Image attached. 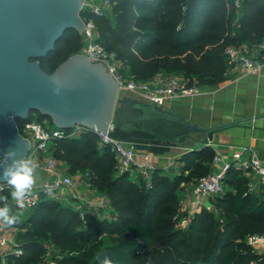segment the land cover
I'll return each instance as SVG.
<instances>
[{
  "label": "trees",
  "instance_id": "16d2710c",
  "mask_svg": "<svg viewBox=\"0 0 264 264\" xmlns=\"http://www.w3.org/2000/svg\"><path fill=\"white\" fill-rule=\"evenodd\" d=\"M110 2L109 13L95 18L97 41L117 54L135 80L178 71L191 79L190 86L218 85L227 79V47L264 41V0L242 3L237 29L234 0ZM83 47V35L70 30L40 60L42 69L53 73ZM17 122L21 126L25 121ZM54 146V156L73 172L88 173L109 198L113 213L110 219L82 215L43 196L20 214L14 227L22 253L8 254V264H26L44 242L59 250L56 264H102L105 258L113 264H264V254L247 242L251 235H264V184L259 191L251 190L250 179L235 167L226 175V193L212 201L218 212L204 209L186 228L178 227L180 190L210 173L215 157L211 147L185 154L184 165L172 177L153 170L149 181L136 184L129 172H119L115 154L100 148L93 132Z\"/></svg>",
  "mask_w": 264,
  "mask_h": 264
},
{
  "label": "water",
  "instance_id": "95a60500",
  "mask_svg": "<svg viewBox=\"0 0 264 264\" xmlns=\"http://www.w3.org/2000/svg\"><path fill=\"white\" fill-rule=\"evenodd\" d=\"M83 1L0 0V157L11 148L18 157L28 156L30 143L17 121H27L34 112L61 129L82 125L105 135L114 121L110 137L153 154L168 152L193 134H206L202 148L211 147L213 131L138 98L124 96L115 121L118 83L103 63L82 53L53 73L42 69L40 60L70 30L83 33Z\"/></svg>",
  "mask_w": 264,
  "mask_h": 264
},
{
  "label": "built area",
  "instance_id": "2783aa9c",
  "mask_svg": "<svg viewBox=\"0 0 264 264\" xmlns=\"http://www.w3.org/2000/svg\"><path fill=\"white\" fill-rule=\"evenodd\" d=\"M246 0H234L237 9H241L242 3ZM252 1V0H247ZM111 7L110 0H84L82 3V20L84 22V47L80 51L93 62H101L107 68V71L115 78L118 83L119 95L129 93L138 99H142L147 103L165 106L170 97L178 94L192 96L198 92L196 86H190L179 77L157 78L148 81H139L135 79H127L120 73L121 61L117 54L109 52L105 47L97 41L98 34L96 30V17H104L109 13ZM259 49L264 50V41L256 45ZM228 58V66L236 67L247 73L255 72L263 66L259 58L252 55L246 45L227 47L225 51ZM19 131L30 143V150L27 157L33 158L40 167V170L46 172L47 179L37 182V185L31 190V193L25 199V208L20 209L14 207V211L22 214L25 211L37 206L43 196L48 198H57L69 190H77V183L74 178L68 173L62 172L61 162L58 160L52 151L53 146L57 141L67 138H78L88 132H93L99 137L100 148H110L115 154L118 162L119 172H132L138 167H143L146 178H149L153 168L148 165H140L137 161V149L132 143L124 142L120 139L109 136L113 131L115 122L112 121L108 133L105 135L102 132L93 131L82 125H75L71 129H61L57 126L50 128L47 122L25 121L19 126ZM25 131L26 134H23ZM246 151H238L233 154V162L224 163L220 155H215L213 165H219L217 171L199 178L191 192V201L193 208L189 210L185 207L179 210L175 217L179 228H186L190 223L193 215L196 212H201L204 209L210 212H216V207L212 202L213 199L223 196L227 191L225 182L226 175L231 167L241 170L244 174L252 173L258 178V182L264 184V165L256 157L244 160L243 156ZM146 161L149 160V154L145 156ZM0 195H6L9 188L6 184H0ZM75 198L79 194L75 193ZM186 215V217H182ZM182 217V218H181ZM13 232H18V229L0 227V257L6 259L8 254L20 255L22 250L14 240ZM15 235V234H14ZM248 244L253 247L258 253L264 254V235H251L247 240Z\"/></svg>",
  "mask_w": 264,
  "mask_h": 264
},
{
  "label": "crops",
  "instance_id": "0c3cea01",
  "mask_svg": "<svg viewBox=\"0 0 264 264\" xmlns=\"http://www.w3.org/2000/svg\"><path fill=\"white\" fill-rule=\"evenodd\" d=\"M246 46L249 52L263 63L261 69L247 73L236 67H228L227 79L224 82L214 86H198V92L192 96L178 94L170 97L164 108L173 110L192 123L213 131L211 148L215 155L222 157L224 163L233 162V154L245 150L244 160L256 155L264 165V50L258 49L256 45ZM157 78H160L159 75L154 77ZM194 135L201 136V139ZM194 135L186 140H197L200 143L198 147L192 144L193 147L189 148L179 144L162 154L137 151V161L140 165L147 163L153 170H160L164 175L174 176L178 166L184 165L182 158L188 150L203 147L202 142L207 135ZM148 154L149 160L146 161L145 156ZM218 168L219 165L212 163L210 172L217 171ZM140 173L145 176L143 167L136 168L130 175L134 177ZM245 175L250 179L251 190L259 191L261 184L258 178L252 173ZM47 176L46 172L40 170L37 182L47 179ZM193 187L192 183L183 184L179 193L180 209L186 207L189 210L194 207L191 201ZM76 192L81 196L79 201H84L86 198L84 193H79L78 190ZM104 205L111 208L108 197L104 198ZM99 217L110 219L103 215Z\"/></svg>",
  "mask_w": 264,
  "mask_h": 264
},
{
  "label": "rangeland",
  "instance_id": "374dc122",
  "mask_svg": "<svg viewBox=\"0 0 264 264\" xmlns=\"http://www.w3.org/2000/svg\"><path fill=\"white\" fill-rule=\"evenodd\" d=\"M211 8L217 9L215 7V5H211ZM239 11L240 10L238 9L236 17L234 18L235 26H236L235 29H237V24H238L239 17H240ZM250 47H253V46L251 45ZM120 73L122 74V76H124L127 79H130V78L134 79L133 75L130 73L129 68L126 65H124L123 63L120 64ZM159 77L162 79L169 78V77H179L187 83H190V81H191V79L186 77L184 75V73L178 72V71L173 72V73H166V72L162 71L161 73H159ZM124 96L136 98L129 93L120 94L119 100L117 101V104H116L114 118H113L115 121L117 118V113L121 107V99ZM33 120L37 121V122H41L40 114L38 112H34ZM45 121L47 122L48 127H50V128L55 127L53 122H51L49 120H45ZM22 132H23V134H26L25 131H22ZM194 137L201 139V136L194 135ZM186 139L187 138L181 139L175 143L177 145L180 144V146L185 145L189 148L193 147V145H195L196 147H198L200 145V143L197 140H186ZM54 147L55 146H53L52 151H54ZM60 162H61L60 167H61L62 172L68 173L70 176H72L74 178L75 182L77 183V187H76L77 190L79 191V193L83 192L84 193L83 195L86 196V198L84 201H79V199H76L74 195L77 192H76V190L73 189V190L66 191L63 194H60L59 197H57V198H53L52 200L55 202V204L58 207H61V206L73 207V208L79 210L82 215H84L86 213H90L91 215L97 216V217H99V215L100 216L103 215V216H108L111 218V215L113 213L112 209L110 207H108V208L104 207L105 206L104 205V198L106 197V195L101 190H99L97 187H95L92 184V182L89 179L88 173L83 172L81 169H79L76 172H73V169L69 165H67L64 160H60ZM182 166L183 165L178 166L176 173L180 172ZM129 177H131V179L134 182H136V184H139L142 181H149V178H146L141 173L136 174V176H134V177H132L131 175ZM97 201H99V202H97ZM182 217H186V215H183ZM180 222L181 221H179L177 223L180 224ZM17 233L18 232H16V233L13 232V236L15 237V239H14L15 241H16ZM106 242H109V240L107 238H106ZM59 255H60L59 250L52 247L48 242H44V244L41 248V252L38 255L32 256L30 258L28 257L27 258L28 262L26 264H56V261H57ZM0 264H8L7 259H4L3 256L0 257Z\"/></svg>",
  "mask_w": 264,
  "mask_h": 264
},
{
  "label": "clouds",
  "instance_id": "9594fccd",
  "mask_svg": "<svg viewBox=\"0 0 264 264\" xmlns=\"http://www.w3.org/2000/svg\"><path fill=\"white\" fill-rule=\"evenodd\" d=\"M0 181L9 188L6 195H0V227L13 228L20 223V214L14 207L25 208V199L37 185L40 175L39 164L31 157H18L14 148L0 157ZM2 191V188H0ZM102 264H113L105 258Z\"/></svg>",
  "mask_w": 264,
  "mask_h": 264
}]
</instances>
